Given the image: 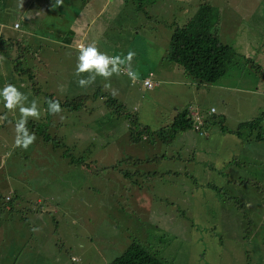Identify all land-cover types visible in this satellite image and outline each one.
<instances>
[{
	"label": "rangeland",
	"instance_id": "rangeland-1",
	"mask_svg": "<svg viewBox=\"0 0 264 264\" xmlns=\"http://www.w3.org/2000/svg\"><path fill=\"white\" fill-rule=\"evenodd\" d=\"M137 1L64 0L55 8L54 0L0 1V88L24 85L20 90L42 107L45 98L65 102L63 120H29L37 139L26 151L14 149V123L0 125V264H108L133 241L164 264H264V139L254 138L264 136V108L257 93L216 87L236 88L239 81L255 91L259 80L264 87V0H145L141 8ZM204 2L217 5L219 22L211 30L236 52L226 73L200 85L170 70L173 75L162 77L178 85L144 88L141 75L175 64L166 58L170 37ZM75 21L89 24L84 40L74 37ZM78 43H94L109 55L134 51L139 79L97 77L79 87ZM185 105L208 119L213 140L222 118L234 129L237 121L262 116L261 129L242 130L252 138L233 161L215 169L229 175L223 186L199 185L195 172L216 165L198 158L216 151L195 130L173 137L147 132L149 139L141 131L169 128ZM171 213L185 215V223H169Z\"/></svg>",
	"mask_w": 264,
	"mask_h": 264
},
{
	"label": "trees",
	"instance_id": "trees-1",
	"mask_svg": "<svg viewBox=\"0 0 264 264\" xmlns=\"http://www.w3.org/2000/svg\"><path fill=\"white\" fill-rule=\"evenodd\" d=\"M144 1L138 0L136 2L137 6L141 8ZM216 8L217 5L211 2L201 4L196 14L186 24L174 29L167 48L166 58L173 61L176 65H179L184 74L196 80L197 84L216 82L226 73L228 64L236 56V52L229 45L223 44V41L219 38L220 36L214 30H211L210 24L212 21L219 22V15ZM0 50L2 49L0 48ZM16 62L20 64L21 60L19 59ZM60 103L62 105L65 104V102ZM0 114H3V112H0ZM197 114L190 113V110L185 107L177 112L169 128H160L159 130L151 131L148 126H141V131L145 135L148 132L153 133V136L157 135L162 137V134H165L173 137L177 132L191 128L197 133L202 132L207 134L206 126L208 119L204 117L198 118ZM223 120L222 118L220 121L221 132L231 131V133L242 137L245 141L252 138V135L248 137L243 134L242 130L245 127L251 130L261 127L259 126V118H254L247 122H240L234 129L225 128ZM198 121L201 122L197 125ZM149 138L150 135L147 136V139ZM254 138L263 140L264 136L258 133ZM138 139L139 136L137 135ZM7 200H12V197H8ZM1 224H3L2 221H0ZM10 243L11 247H13V243ZM56 252L59 253L61 251L56 249ZM7 256L9 255L7 254ZM108 264H164V262L154 251L147 249L137 241H133L120 255L116 256Z\"/></svg>",
	"mask_w": 264,
	"mask_h": 264
},
{
	"label": "clouds",
	"instance_id": "clouds-1",
	"mask_svg": "<svg viewBox=\"0 0 264 264\" xmlns=\"http://www.w3.org/2000/svg\"><path fill=\"white\" fill-rule=\"evenodd\" d=\"M63 3L64 0H54L52 7L63 6ZM1 39L2 33L0 30ZM77 52L74 75L77 77V85L81 88L94 84L97 77H102L105 81H110L113 76L119 77L121 75H127L129 80L132 81L139 79V73L132 69V59L135 56L134 51H129L124 55H109L107 52L100 51L94 43L87 45L78 43ZM4 60L5 57L0 55V63ZM20 87H24V85ZM20 87L12 83H6L0 88V102H2L4 109L3 114H0V125L14 123V149L20 148L26 151L37 139L35 133L28 128L29 120L38 121L45 115L60 116L61 120L64 117L60 115L63 109L58 99L45 98L43 104L46 107H42L41 101L38 98L33 97V99L29 100L31 92H22ZM105 88L111 90V95H117V90L112 89L110 83L105 84ZM30 89L33 91V86ZM187 109L189 108L187 107ZM213 112L210 109V113L208 114ZM190 113L197 114L196 111ZM10 114L16 116L14 122L9 119ZM11 155V151L6 154L5 163ZM38 230L33 229V231Z\"/></svg>",
	"mask_w": 264,
	"mask_h": 264
},
{
	"label": "crops",
	"instance_id": "crops-1",
	"mask_svg": "<svg viewBox=\"0 0 264 264\" xmlns=\"http://www.w3.org/2000/svg\"><path fill=\"white\" fill-rule=\"evenodd\" d=\"M178 1H185V0H178ZM232 2H234L235 0H231ZM29 13V11H24V15L27 16ZM79 18H76L75 20H78ZM243 19L246 20V17L243 16ZM74 26L73 28L75 29L73 32H75V39L78 40H84V36L86 35V27H89V24L86 25V23L84 22H79V21H75L73 22ZM94 29V27L96 26V21L92 22L91 25ZM233 26V25H232ZM2 37H3V33H2ZM96 37V36H94ZM262 56V54L260 55ZM173 65V66H172ZM170 66V68L166 71L160 72L157 71L158 69H156V71H154L153 69H149L147 71L146 74L141 75V79H143V77L145 75H148V73L152 74V77L154 79V86L155 87H159V86H163L165 84L168 85H178L177 81L174 80H167L164 79V77L162 76H171L173 75V71H178L179 73H182V70L179 66H177L176 64H172ZM133 69V68H132ZM134 70V69H133ZM184 73V72H183ZM261 80L258 81V86L257 89H255V91H252L251 89L245 87L241 82H238V87L235 88V86H231L228 85L226 87H224L223 85H216V87H218L219 89H224L227 93H231V91H235L237 89H240V94H248V93H257L258 97H259V101H260V105L261 107L264 108V87L260 88L259 87V83ZM204 84V83H203ZM201 85V84H200ZM154 88V87H153ZM151 89V91H154V89ZM203 91H205V89H203ZM163 91H158L156 92V96H161V93ZM26 93V92H25ZM192 93V91L190 92V94ZM238 95V94H237ZM262 97V98H261ZM220 102V101H219ZM224 99L221 100L220 104L223 105L224 104ZM186 107V105L184 106V108ZM224 110V109H223ZM215 112V110H214ZM264 112V111H263ZM223 114V113H221ZM225 117H227V115L223 114ZM261 117V119H260ZM260 117H256L259 118L260 124L259 126H261V122H262V116ZM238 123L242 122V121H237ZM247 122V121H245ZM261 129V127L259 128ZM201 137V140H203L206 143V147L212 150L216 151V155L212 156V157H199L198 158V163H207V162H212V160L215 161V168L214 171H211V166H204V171H197L195 172V177L198 178V182L199 185H204L207 183H214L215 180L217 181V184L220 186H223L226 183V180H228L229 175L227 174H222V173H218L215 169L219 170L221 168H224V164L226 163H230L231 161H233L234 157L233 155L235 153L238 152L239 148L241 147L243 142H246L242 137L237 136L234 133H231V131H226V132H221L218 135H216L215 139H211L209 138L208 134L205 133H198ZM261 141V140H258ZM215 142V144H213ZM234 170L231 171V173H233ZM247 206H251L250 203L246 204ZM234 210H236V208H233ZM168 216V214L166 215ZM197 208L195 210L194 215H192V219L193 221H197ZM185 215L184 216H178L175 213H171L168 216L167 221L171 224H184L185 223ZM216 220H221L220 215L217 216Z\"/></svg>",
	"mask_w": 264,
	"mask_h": 264
},
{
	"label": "built area",
	"instance_id": "built-area-1",
	"mask_svg": "<svg viewBox=\"0 0 264 264\" xmlns=\"http://www.w3.org/2000/svg\"><path fill=\"white\" fill-rule=\"evenodd\" d=\"M17 26V24H15V27ZM142 85L144 88L146 89H152L154 87V79L152 78V74L148 73V75H145L142 79ZM211 111H214V108H211ZM201 121L197 122V125L200 123Z\"/></svg>",
	"mask_w": 264,
	"mask_h": 264
}]
</instances>
